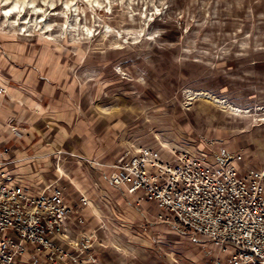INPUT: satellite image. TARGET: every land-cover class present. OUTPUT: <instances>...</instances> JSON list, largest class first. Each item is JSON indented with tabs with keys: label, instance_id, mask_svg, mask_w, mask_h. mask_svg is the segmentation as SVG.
Masks as SVG:
<instances>
[{
	"label": "rangeland",
	"instance_id": "obj_1",
	"mask_svg": "<svg viewBox=\"0 0 264 264\" xmlns=\"http://www.w3.org/2000/svg\"><path fill=\"white\" fill-rule=\"evenodd\" d=\"M5 39L60 52L122 114L123 153L225 148L264 167V0H0Z\"/></svg>",
	"mask_w": 264,
	"mask_h": 264
},
{
	"label": "crops",
	"instance_id": "obj_2",
	"mask_svg": "<svg viewBox=\"0 0 264 264\" xmlns=\"http://www.w3.org/2000/svg\"><path fill=\"white\" fill-rule=\"evenodd\" d=\"M44 44L0 41V83L10 85L8 97L0 96V152L7 149L0 177L29 196L56 181L65 202L76 208L68 235L95 233L98 238L97 261L87 264H204L215 256L217 247L204 236L156 220L166 212L143 191L136 192L141 200L135 202L128 198L129 182L116 188L108 182L111 165L123 155L122 114L95 99L93 88L77 82L61 53ZM7 122L16 125L15 132ZM57 150L63 177L54 167ZM158 152L169 159L168 151ZM196 154L209 162L220 158L239 170L250 167L240 150L222 148L219 157L209 151ZM81 193L87 202L80 201ZM29 252L19 262L47 264L28 259Z\"/></svg>",
	"mask_w": 264,
	"mask_h": 264
},
{
	"label": "built area",
	"instance_id": "obj_3",
	"mask_svg": "<svg viewBox=\"0 0 264 264\" xmlns=\"http://www.w3.org/2000/svg\"><path fill=\"white\" fill-rule=\"evenodd\" d=\"M6 150L0 152V166ZM111 168L113 187L129 182L131 199L139 202L135 194L141 190L165 210L157 220L202 235L217 247L204 264H264V167L239 170L185 150L163 160L158 151L142 147L124 152ZM5 179L0 177V264H17L27 250L28 259L47 264L97 261L95 233L68 235L76 208L65 202L61 187L29 196Z\"/></svg>",
	"mask_w": 264,
	"mask_h": 264
}]
</instances>
